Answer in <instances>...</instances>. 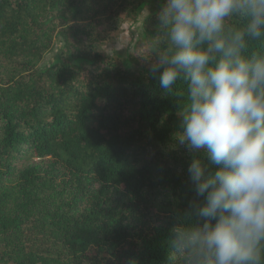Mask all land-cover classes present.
<instances>
[{"label": "trees", "instance_id": "1", "mask_svg": "<svg viewBox=\"0 0 264 264\" xmlns=\"http://www.w3.org/2000/svg\"><path fill=\"white\" fill-rule=\"evenodd\" d=\"M163 2L0 0V264H176L170 228L203 222L187 168L215 167L175 140L183 83L149 70ZM144 10L142 44L109 57L115 21Z\"/></svg>", "mask_w": 264, "mask_h": 264}, {"label": "clouds", "instance_id": "2", "mask_svg": "<svg viewBox=\"0 0 264 264\" xmlns=\"http://www.w3.org/2000/svg\"><path fill=\"white\" fill-rule=\"evenodd\" d=\"M163 48L150 71L172 94L182 82L178 144L192 158L196 197L169 230L176 264H264V0H164L157 13ZM238 20L240 23H231ZM255 44V48L251 45Z\"/></svg>", "mask_w": 264, "mask_h": 264}, {"label": "rangeland", "instance_id": "3", "mask_svg": "<svg viewBox=\"0 0 264 264\" xmlns=\"http://www.w3.org/2000/svg\"><path fill=\"white\" fill-rule=\"evenodd\" d=\"M149 11L144 10L139 15L122 14L115 21L116 30L108 34L103 50L109 57L115 56L117 53H133L135 49L142 44L145 30V19ZM63 53V42L56 37L50 50L43 56L38 67L44 69L49 67Z\"/></svg>", "mask_w": 264, "mask_h": 264}]
</instances>
